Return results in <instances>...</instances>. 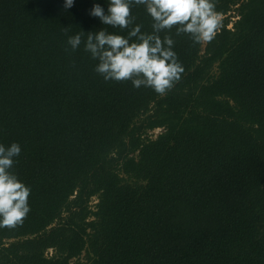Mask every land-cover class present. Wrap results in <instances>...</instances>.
<instances>
[{"label":"trees","instance_id":"obj_1","mask_svg":"<svg viewBox=\"0 0 264 264\" xmlns=\"http://www.w3.org/2000/svg\"><path fill=\"white\" fill-rule=\"evenodd\" d=\"M92 3L0 0V144L20 145L31 188L0 264H264V0H215L203 49L173 27L184 72L162 96L94 71L86 32L128 29ZM130 14L151 31L143 6Z\"/></svg>","mask_w":264,"mask_h":264},{"label":"clouds","instance_id":"obj_2","mask_svg":"<svg viewBox=\"0 0 264 264\" xmlns=\"http://www.w3.org/2000/svg\"><path fill=\"white\" fill-rule=\"evenodd\" d=\"M74 3L63 0V7L70 9ZM105 4L106 8L93 0L89 16L98 18L102 25L128 31L126 35L106 28L86 32L83 49L96 61L94 71L106 82L130 81L134 88H151L161 96L184 72L174 51V40L167 33L175 27L176 35L185 34L194 44L210 42L223 22L215 0H107ZM137 6H143L151 17L150 32L134 23L130 10ZM84 33L81 30L67 37L72 51L80 47ZM20 152L16 142L0 144V228L21 225L31 211V188L12 171Z\"/></svg>","mask_w":264,"mask_h":264},{"label":"rangeland","instance_id":"obj_3","mask_svg":"<svg viewBox=\"0 0 264 264\" xmlns=\"http://www.w3.org/2000/svg\"><path fill=\"white\" fill-rule=\"evenodd\" d=\"M235 7L233 6L232 9L229 11V13L226 14V15H229L228 26H231L232 22L237 18V16H236L237 11H236ZM223 17H225V15H222V18ZM204 45H205V42H201V48L202 49H203ZM202 52L203 51L201 50V53ZM160 130H161V128H156V129L150 131L149 134L151 137H154L158 132H160ZM96 201H97L96 197H92V199L90 201V206L92 208H94V204L96 203ZM47 255H50V251L47 252ZM86 260L87 259H86L85 251H83L79 257L73 258L71 260V264H79V263L84 264V263H86Z\"/></svg>","mask_w":264,"mask_h":264}]
</instances>
